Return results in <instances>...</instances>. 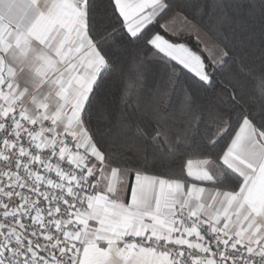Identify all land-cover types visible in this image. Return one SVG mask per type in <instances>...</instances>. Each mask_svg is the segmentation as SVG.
<instances>
[{
    "label": "snow or ice",
    "instance_id": "obj_1",
    "mask_svg": "<svg viewBox=\"0 0 264 264\" xmlns=\"http://www.w3.org/2000/svg\"><path fill=\"white\" fill-rule=\"evenodd\" d=\"M0 264H264V0H0Z\"/></svg>",
    "mask_w": 264,
    "mask_h": 264
},
{
    "label": "trees",
    "instance_id": "obj_2",
    "mask_svg": "<svg viewBox=\"0 0 264 264\" xmlns=\"http://www.w3.org/2000/svg\"><path fill=\"white\" fill-rule=\"evenodd\" d=\"M162 34L165 35L166 38L175 39V37H169L167 35V33H162ZM207 36L212 40L211 33H209ZM182 42L187 43L192 48V50L194 52L200 54V45H197L196 41L194 40V38L192 36H185L183 38ZM201 56L202 57H206L205 55H201ZM185 71H187V70H185ZM189 75L192 76L194 74L193 73H189ZM249 87H250V89H254L257 92L259 91V88L261 87L260 69H259V64L258 63L256 65V70H255L254 77L250 78V80H249ZM204 102L205 103H214L215 102V97L211 94V92H209L208 96L205 97ZM99 127H100V130L101 131L104 130V124H103V122L100 123ZM221 143H223V142H221ZM130 147L133 148V149H135V147H136L135 143H132L130 145ZM194 159H196V158H194ZM188 179H189V181L191 183L197 182L193 178H188ZM197 183L200 184V182H197Z\"/></svg>",
    "mask_w": 264,
    "mask_h": 264
},
{
    "label": "crops",
    "instance_id": "obj_3",
    "mask_svg": "<svg viewBox=\"0 0 264 264\" xmlns=\"http://www.w3.org/2000/svg\"><path fill=\"white\" fill-rule=\"evenodd\" d=\"M170 21V20H169ZM175 21L179 23V19L178 18H175ZM169 24V23H168ZM198 54V53H197ZM200 55V54H199ZM33 76V73H31L30 71L26 70L22 73H19L18 77H17V82L18 84L23 88L25 86L29 87V95L31 93V88H32V85L31 84H28L26 85V81L29 80L31 77ZM48 88H52V87H55L54 85H45L44 88L47 89ZM195 170V169H194ZM194 179V178H193ZM193 183H197V182H193ZM199 185V183H197ZM123 199L125 200V202H127L129 199H130V192L127 194V195H124L123 196Z\"/></svg>",
    "mask_w": 264,
    "mask_h": 264
},
{
    "label": "rangeland",
    "instance_id": "obj_4",
    "mask_svg": "<svg viewBox=\"0 0 264 264\" xmlns=\"http://www.w3.org/2000/svg\"><path fill=\"white\" fill-rule=\"evenodd\" d=\"M179 19V17H176ZM180 19H179V23L175 21V19H171L169 21L168 27L169 29H174V28H178L180 26ZM187 36V35H186ZM194 38V40L196 41V38L194 36H192ZM202 39L209 45V49L212 46L213 41L208 37V36H204L202 34ZM202 49H204V45L200 44V55H205L206 57H209L212 53L208 50V49H204L202 51Z\"/></svg>",
    "mask_w": 264,
    "mask_h": 264
}]
</instances>
